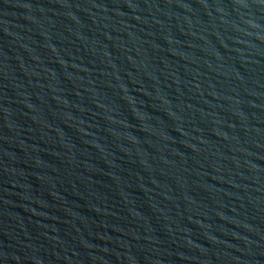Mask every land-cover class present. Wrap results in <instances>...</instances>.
I'll return each mask as SVG.
<instances>
[{
    "label": "water",
    "instance_id": "95a60500",
    "mask_svg": "<svg viewBox=\"0 0 264 264\" xmlns=\"http://www.w3.org/2000/svg\"><path fill=\"white\" fill-rule=\"evenodd\" d=\"M0 264H264V0H0Z\"/></svg>",
    "mask_w": 264,
    "mask_h": 264
}]
</instances>
